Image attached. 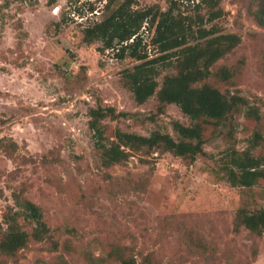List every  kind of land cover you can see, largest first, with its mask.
<instances>
[{
  "label": "rangeland",
  "instance_id": "1",
  "mask_svg": "<svg viewBox=\"0 0 264 264\" xmlns=\"http://www.w3.org/2000/svg\"><path fill=\"white\" fill-rule=\"evenodd\" d=\"M108 1L0 0V238L7 227L4 214L17 208V192L42 207L56 238L70 239L78 248L53 251L48 242L32 243L7 261L0 256V264H41L61 254L73 264H90L80 249L98 258L112 241L134 248L139 261L150 255L163 264H264V235L235 227L239 208L264 207V180L253 187L232 186L222 170L228 147L248 148L258 127L264 134V27L249 13L250 0H222L226 13L216 22L242 41L214 70L237 67L234 82L219 85L260 106L259 126L238 117L235 137L211 138L207 154L192 164L156 151L147 160L133 155L105 168L88 125L90 106L101 102L131 113L106 119L112 130L119 126L145 135L161 130L177 137L173 121L191 123L176 104L160 112L157 95L143 104L135 101L122 72L138 60L118 58L116 50L100 51L102 42L83 40V28L106 14ZM154 4L166 8L167 0H135L138 7ZM141 33L149 43L153 31L143 27ZM156 51L152 46L150 53ZM174 70L164 68L160 83ZM4 138L19 148L12 152ZM262 151L264 145L257 153ZM200 241L210 248L208 254H200L203 249L195 245Z\"/></svg>",
  "mask_w": 264,
  "mask_h": 264
},
{
  "label": "trees",
  "instance_id": "2",
  "mask_svg": "<svg viewBox=\"0 0 264 264\" xmlns=\"http://www.w3.org/2000/svg\"><path fill=\"white\" fill-rule=\"evenodd\" d=\"M255 2L259 6L253 8ZM105 8L106 14L101 19L83 28V40L88 44L102 42L100 51L116 50L118 58L130 56L138 60L132 68L122 72L123 83L135 101L143 104L157 95L160 112L167 104H176L190 117L191 123L173 121L177 137L161 130H154L149 135L126 131L119 126L112 130L106 119L117 120L131 113L101 102L90 106L88 125L102 167L126 162L133 155L147 160L145 156L156 151L171 152L192 164L199 156L207 154L205 144L211 138L217 135L235 137L238 117L244 116L259 126L262 120L260 106L237 92L223 91L219 85L234 82L237 67L225 64L214 70L216 63L242 41L241 35L225 31L216 22L226 13L222 0H167L166 8L159 4L138 7L135 0H109ZM90 9L96 10L94 6ZM249 13L264 27V0H250ZM143 27L153 31L149 43L142 37ZM152 46L157 50L155 55L150 53ZM169 67L175 70L165 74L160 83L162 70ZM251 135L248 148L240 149L233 144L222 159L224 176L232 186L253 187L264 180V151L257 153L264 145V134L258 127ZM1 142L12 152L19 148L13 139L4 138ZM9 154L14 157L13 153ZM46 156L42 154V157ZM14 200L18 209L11 207L4 214L7 227L0 238V256L5 261L39 242H48L53 251L62 248L76 252L78 248L73 241L55 237L39 204L17 192H14ZM21 218L32 224L30 230L23 227ZM235 227L237 230L246 228L255 237L263 236L264 207L239 208ZM195 245L203 249L200 254L210 252L202 241ZM80 253L90 264L112 261L117 264H163L154 263L150 255L139 261L134 248L119 241L109 242L105 247L106 254L98 258L86 248L80 249ZM257 254L258 245L255 244L254 258ZM41 264L73 263L61 254L54 260H43Z\"/></svg>",
  "mask_w": 264,
  "mask_h": 264
}]
</instances>
